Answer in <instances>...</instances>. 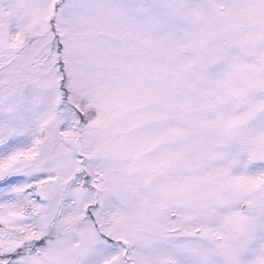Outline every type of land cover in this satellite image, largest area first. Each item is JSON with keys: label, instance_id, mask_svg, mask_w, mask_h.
Listing matches in <instances>:
<instances>
[{"label": "snow or ice", "instance_id": "1", "mask_svg": "<svg viewBox=\"0 0 264 264\" xmlns=\"http://www.w3.org/2000/svg\"><path fill=\"white\" fill-rule=\"evenodd\" d=\"M0 264H264V0H0Z\"/></svg>", "mask_w": 264, "mask_h": 264}]
</instances>
